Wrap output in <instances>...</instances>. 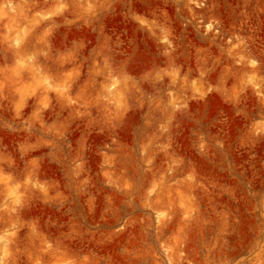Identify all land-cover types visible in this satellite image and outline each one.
Masks as SVG:
<instances>
[{"label":"rangeland","instance_id":"obj_1","mask_svg":"<svg viewBox=\"0 0 264 264\" xmlns=\"http://www.w3.org/2000/svg\"><path fill=\"white\" fill-rule=\"evenodd\" d=\"M0 264H264V0H0Z\"/></svg>","mask_w":264,"mask_h":264}]
</instances>
